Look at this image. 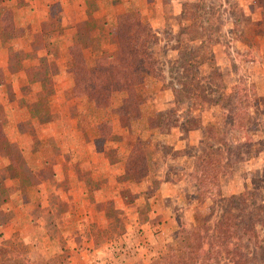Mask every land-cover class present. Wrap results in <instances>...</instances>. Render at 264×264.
Here are the masks:
<instances>
[{
	"label": "rangeland",
	"instance_id": "1",
	"mask_svg": "<svg viewBox=\"0 0 264 264\" xmlns=\"http://www.w3.org/2000/svg\"><path fill=\"white\" fill-rule=\"evenodd\" d=\"M126 1L129 0H103L102 11L108 17L104 24L97 19L107 34L101 35L103 47L112 46L109 33L115 35L117 27L134 14L141 19L153 17L149 11L154 12L155 5L151 3L155 0H133L130 4ZM167 1L160 0V3H165L164 14L168 17L151 22L155 40L149 42L156 43L154 54L159 60L162 78L136 88L143 101L139 113L125 108L116 98L98 95L88 99L71 93L76 96L73 100L65 92L69 98L59 104L60 114L50 115L49 106L57 103L49 105V100H54L55 90L61 88L51 78L55 73L51 63L57 55L52 54V61L49 54L42 53L37 58L39 64L34 70L42 79L39 84L42 97L37 100L30 95L17 101L21 114L14 116L18 137L27 142L26 153L20 149L14 155L13 164H7L2 155L15 151L16 145L0 146V208L5 205L13 208L15 216L25 211L24 218L31 223V229L14 231L11 236L13 227L0 228V260L8 264L17 259L28 264H152L165 251L167 236L191 223L193 209L204 210L213 204L214 197L207 194L199 203L188 177L207 144L215 146L213 173L208 174L209 179H203L207 193L237 200L244 190L252 189L264 199V30H260L264 26V2L258 4L261 21L254 28L256 37L246 34L241 38L234 0L176 1L181 15H173ZM242 27L252 30L247 19L242 20ZM99 38L81 44L74 42L69 52L53 53L79 55L80 59L82 53L90 64L87 68L92 70L110 52L95 51L100 45ZM191 77L190 84L197 88V93L190 100L189 87H177L175 81ZM63 86L66 87L65 83ZM2 94L3 91L1 110L10 102L9 93L4 92L7 98ZM145 104L151 105L150 111L157 122L163 121V132L147 129L149 108ZM64 111L65 124L71 128L69 139L63 134L42 133L40 128L48 127L49 119L56 120ZM0 118L5 121L1 113ZM191 130L195 131L190 133ZM66 139L75 143L83 139L89 147L85 151H68ZM105 141L111 145L105 147ZM131 147L132 159H128L125 168L130 175L134 173L131 176L134 179L133 188H128L123 171L125 158L131 157ZM97 152L103 153V159L111 163L103 164V169L108 167L115 176L112 197L108 193L102 197L88 195L82 200L96 203L108 212H101L100 216L93 207L89 213L87 210L69 212L72 194L62 181L55 190L60 192L49 193V188L56 184L50 176L51 156L75 158L70 169L78 175ZM79 157L83 161L81 167ZM23 160H26V170L24 175L17 176L13 168ZM34 168L39 177L34 178ZM108 181L105 179L102 184ZM225 204L232 206L234 201ZM135 206L152 213L137 218ZM157 212L168 217V227L160 228V234L155 237L150 231L152 237L146 241L138 222L149 218V224L155 225L157 217L150 218ZM4 215L0 210V216ZM3 219L0 217V221ZM101 224L107 229L103 230ZM123 232L129 233L124 240L119 235ZM104 239L107 240L105 248L101 246Z\"/></svg>",
	"mask_w": 264,
	"mask_h": 264
},
{
	"label": "crops",
	"instance_id": "2",
	"mask_svg": "<svg viewBox=\"0 0 264 264\" xmlns=\"http://www.w3.org/2000/svg\"><path fill=\"white\" fill-rule=\"evenodd\" d=\"M132 1L133 0L126 1V4H130ZM176 1L181 3L184 0H168L167 4L169 10L172 9L173 15H181V12H179L178 9L179 6L176 8ZM188 1L194 2L195 0ZM102 2L103 0H0V93L3 91L1 96L7 98L9 95L8 98L10 99L9 104L3 107L2 110L0 109V113L5 116V121L0 118V146H6L10 143H12L13 146L16 145L15 151L13 150L9 154L2 155V157L6 158L5 162L7 164H13L14 155L20 153L27 145V142L23 141L21 137H18L17 121H14V116L21 114L18 113L21 111L18 102L20 99L26 98V96L30 95L34 96L37 100L42 97V89L39 85L42 82V79L36 75V70H34V67H37L39 64V59L37 58H41L42 53L44 56L49 54V57L51 58L50 61H52V54L57 55L54 58L55 60H53L54 62L51 63L55 70V73L51 75V78L54 82H58L61 88H57L55 90V99L49 100V105L57 103L54 106H49V114H60L61 111L59 110V104L63 103L66 98H69L65 92H68L73 100L76 99V96L74 95L75 97H73L71 94L73 93V79L71 75V67L73 63L71 55H65L66 57L64 55L60 56L58 53H53V51L69 52L71 50L70 45H75L74 42L81 44L99 37L100 41H97L99 44L101 43V38L107 34H105L106 32H103L102 30L103 25H98L97 19H101L102 24H104L106 18L108 17L107 14L102 11ZM233 2L237 7V15L235 17L239 20V37L242 38L243 36H246V34L256 37L254 28L261 21L259 20L260 7L258 4L264 2V0H234ZM154 5V12L151 10L149 11L153 16L151 19L142 16V19L147 22L150 27L151 22H155L156 19L168 17L166 16L167 14H164L165 3H160V0H155V2L152 1L151 3V6ZM250 6L252 7L250 8ZM49 19H51L50 22ZM243 19L248 20L249 26H252V30L250 27L249 30H246L242 27ZM260 30L263 31L264 26L261 27ZM261 33L262 32H260V34ZM101 35L103 36L101 37ZM109 35L112 36L111 32ZM254 39L255 38L250 41L253 43V41H255ZM107 48V46L103 47L100 44L98 45V49L95 51L99 52L103 49H106L103 51H111L112 46L109 45V48ZM79 50L81 51V49ZM81 56V63L84 66L89 67L90 64L86 62L84 54L81 53ZM64 83L69 90H64L66 88L63 86ZM4 92L9 94L4 95ZM11 99L13 102H11ZM71 104L73 105V103ZM65 114L66 111L63 112V115L61 114L62 116L56 118V120L52 118L49 119L48 127L45 129L40 128L42 133L43 131H49V136H53L54 134H63L69 139L71 134H69V132L71 131V128L68 129L70 126L65 124ZM194 131L195 130H191L190 133ZM68 139H66L68 151L77 152L81 149L82 151H85L86 148L89 147L83 139H77L79 143H75L74 141L72 142ZM105 144V147H108L111 145V142L105 141ZM132 147L130 148L131 156ZM25 153L26 150L24 154ZM50 154L51 152L49 151V156ZM130 158V155H128L127 159L125 158L123 180L128 188H133L134 178L132 181L127 179V169L125 168L126 163L128 159L130 160ZM74 159L75 158L70 159L69 156H66L65 158H54V155L51 156L52 164L49 162V169L51 171L50 176L56 182V184H53L51 188H49L51 189L49 193L60 192V190H55L58 189L57 183L62 181V184L66 186L67 189H69L68 193L72 194L71 202L69 203L68 208L69 212H80L87 210L89 213L91 207H93L100 216L101 212L106 214L108 210H105V208H99L96 203L89 204L85 200H82V198H85L88 195H91V197H102L108 193L109 197H112L111 190L112 187L115 186V181H112V179L113 177L115 178V176L113 175V172L108 170V167L103 169V164L108 165L111 163L106 159H103V153L97 152L93 156L92 161H88L87 166L83 168V170L77 175L72 173L70 169V166H72L71 163L74 162ZM77 161H79L78 166L81 167L82 164L80 162L83 161L80 159V157L77 159ZM25 163L26 160H23L20 166H14L13 171L16 172L17 176L24 175L23 171L25 172L26 170ZM110 166L111 165H109V167ZM36 172L37 168H34V178L39 177L35 174ZM105 179L109 180L107 182L108 184H106V182L102 184ZM125 207H127V205ZM141 207L142 206H135L134 213H137V218H139L141 215L148 217L149 213H152V211L147 212L146 210L141 209ZM0 210H2V213H5L4 216H0L4 218L3 221H0V228L11 229L13 227V230L10 233L11 236L14 231L21 233L31 229V223H29L28 220H25L24 218L26 215L25 211H22L23 213L19 211L20 214L15 216V210L13 208H8L7 205H5L3 208H0ZM86 213L87 212H84V215H86ZM98 214L96 215L98 216ZM155 217H157V220L154 221L155 225L153 226L149 224V218H145V221L138 222L140 224L138 225L139 228L144 231V235L147 239L146 241H149L148 238L152 237L150 231L155 233V237L160 234V228L168 227V217H165V214L157 212L155 216L150 219H154ZM90 221L93 223V220L90 219L89 222ZM101 228H103V230L107 229V227L105 228L103 224H101ZM173 233L175 232H172L170 235ZM119 235L122 236V239L124 240L126 236H129V233L123 232ZM106 243L107 240L104 239L101 243V246L105 248Z\"/></svg>",
	"mask_w": 264,
	"mask_h": 264
},
{
	"label": "trees",
	"instance_id": "3",
	"mask_svg": "<svg viewBox=\"0 0 264 264\" xmlns=\"http://www.w3.org/2000/svg\"><path fill=\"white\" fill-rule=\"evenodd\" d=\"M154 40L155 34L148 23L134 14L120 24L115 35L111 36L112 49L102 58L99 67L89 70L81 63L79 55L73 54V94L88 99L98 95L116 98L125 108H132L135 113H139L143 101L136 88L147 81L155 82L162 78L159 60L154 54L156 43H149ZM192 79L193 77L175 81L177 87H189L188 93L192 92L190 100L197 93V88L194 89L190 84ZM199 88L203 93L202 86ZM150 106L145 104V108H149L146 116L147 129L163 132V121L157 122ZM238 146L240 149L241 145ZM213 147L215 146L207 144L188 175L194 186V197L199 203L204 201L207 194L214 197L213 204L204 210L197 207L193 209L191 223L168 236L165 251L152 264H264V199L252 189L244 190L237 196V200L220 195L216 198L207 193V185L203 179H209L208 174L213 173ZM227 147L229 149L230 145ZM126 175L132 181L134 173L130 175L128 168ZM226 201H234V204L229 206L225 204ZM0 264L8 263L1 259ZM11 264L28 263L17 259L12 260Z\"/></svg>",
	"mask_w": 264,
	"mask_h": 264
}]
</instances>
